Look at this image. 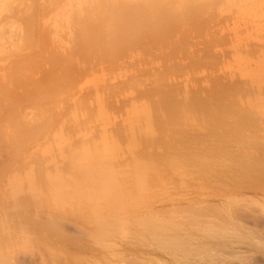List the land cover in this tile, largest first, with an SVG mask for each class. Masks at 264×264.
Returning a JSON list of instances; mask_svg holds the SVG:
<instances>
[{"label":"rangeland","instance_id":"1","mask_svg":"<svg viewBox=\"0 0 264 264\" xmlns=\"http://www.w3.org/2000/svg\"><path fill=\"white\" fill-rule=\"evenodd\" d=\"M181 3L0 0V264H264V0Z\"/></svg>","mask_w":264,"mask_h":264},{"label":"bare ground","instance_id":"2","mask_svg":"<svg viewBox=\"0 0 264 264\" xmlns=\"http://www.w3.org/2000/svg\"><path fill=\"white\" fill-rule=\"evenodd\" d=\"M180 1H182L181 6L176 9L175 14H181L184 11L185 13H196L195 16H202L207 15L210 12H221L224 8L227 11L233 10V7L241 9L243 3L255 2L257 0H214L211 2H207L206 7L201 8L199 12H197L198 9L197 11H187V9L192 6L194 0ZM111 2L115 5L117 10L125 11L127 9L126 11L130 13L129 19L127 21H125L124 23L121 22L123 20L119 21V23H122H120L121 25L119 24V26H115L113 30L107 32L106 48L108 49L111 57L115 56L116 58L118 55L119 58H121L123 56L119 55L121 54L119 52L122 50V48H120L122 44L119 43V40L121 39L123 40L124 38L131 37L130 40L135 39L136 42L139 39L140 43L142 44V41H144L143 39L147 36H152L153 38L164 37L166 36L165 34L171 32L173 29V26H170L169 23L174 22L175 17L171 16L174 20L171 19L163 21L160 19V17L158 18L156 14L157 11L155 12L154 8H160L158 12L162 13L163 15H167V10L175 5V0H108V3L111 4ZM146 8H152V10L143 12V9ZM215 15H218V13ZM181 19H183L184 22H188L190 18H188V15H185ZM144 43L145 41L143 42V44ZM123 48L125 49V45ZM153 226H155V224Z\"/></svg>","mask_w":264,"mask_h":264}]
</instances>
